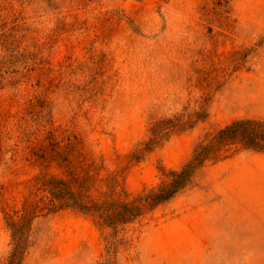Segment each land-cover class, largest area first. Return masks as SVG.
<instances>
[{"label": "rangeland", "instance_id": "rangeland-1", "mask_svg": "<svg viewBox=\"0 0 264 264\" xmlns=\"http://www.w3.org/2000/svg\"><path fill=\"white\" fill-rule=\"evenodd\" d=\"M246 119L264 120V0H0V264L5 212L20 216L41 165L65 173L41 154L75 148L134 200ZM220 154L114 228L36 192L16 264H264V150Z\"/></svg>", "mask_w": 264, "mask_h": 264}, {"label": "trees", "instance_id": "trees-1", "mask_svg": "<svg viewBox=\"0 0 264 264\" xmlns=\"http://www.w3.org/2000/svg\"><path fill=\"white\" fill-rule=\"evenodd\" d=\"M254 125L260 126L258 138L254 134ZM169 125L164 120L156 122L152 130V138L149 144L158 142L168 132ZM238 143L244 149L257 151L264 150V120H237L218 129L207 144L198 146L190 158L180 169L163 171L164 179L151 188L148 192L138 196L134 200H124L126 192L119 191L118 181L114 175L98 179V173L88 165L78 162L79 154L75 148H67L69 154L63 161L57 159V155L41 154L39 157L47 167L62 169L65 173L58 175L49 169H44L30 181L27 194L22 203V212L15 219L5 212L7 225L13 236L14 250L10 255V264H16L17 256L24 249L26 242V229L29 222L37 214L39 205L31 198L36 192H43L47 198L48 210L75 208L85 214L93 216L103 225L116 227L120 224L129 223L142 214L144 207H155L167 201L180 191L189 182L198 168L209 160H219L220 149L223 146ZM68 146V145H67ZM55 148V147H54ZM38 161V160H37ZM34 180V181H33ZM96 182H101V190L94 194ZM123 193V194H122Z\"/></svg>", "mask_w": 264, "mask_h": 264}]
</instances>
